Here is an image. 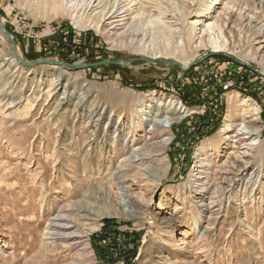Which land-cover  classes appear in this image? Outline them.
<instances>
[{
    "label": "rangeland",
    "instance_id": "1",
    "mask_svg": "<svg viewBox=\"0 0 264 264\" xmlns=\"http://www.w3.org/2000/svg\"><path fill=\"white\" fill-rule=\"evenodd\" d=\"M126 1L131 15L142 11L145 19L160 10L180 12L184 2L190 15L180 23L186 29L201 0H141L140 8L139 0ZM52 8L50 0H0V17L22 61L82 64L145 57L112 48L86 12L57 15ZM222 8L231 11L229 20L218 23L234 46L193 50L188 42L184 54L167 58L185 60L186 69L138 60L131 63L138 66L23 67L0 32V264H264V178L261 193L243 186L253 170L264 169V143L259 152L244 156L245 148L223 143L211 165L202 168L200 183L208 178L223 193L211 212L196 206L207 193L190 188L191 175L200 169L199 145L218 134L227 115L232 122L227 135L243 121L245 131L260 128L264 142V28L256 33L264 24V0H217L205 23L214 22ZM249 49L255 59L244 56ZM224 80L231 83L227 91L218 86ZM149 90L172 96L196 113L189 111L170 125L172 137L164 148L159 141L167 131L147 138L145 123L138 134L146 139L151 160L135 158L124 165L131 152V141L123 146L128 115ZM244 97L258 106L256 120L234 103ZM95 109H101L99 119L91 114ZM116 126L122 130L114 141ZM247 135L235 136L234 144L244 146L251 139ZM118 186L126 191L124 203ZM60 210L71 214L69 227L87 236L82 256L77 241L45 244V227Z\"/></svg>",
    "mask_w": 264,
    "mask_h": 264
},
{
    "label": "bare ground",
    "instance_id": "2",
    "mask_svg": "<svg viewBox=\"0 0 264 264\" xmlns=\"http://www.w3.org/2000/svg\"><path fill=\"white\" fill-rule=\"evenodd\" d=\"M50 1L52 6H54V8H52L54 13L56 12V9L58 11L55 13L57 15H71L74 13V11L80 10L82 12H86L89 24L92 25L97 32L105 36L112 48L131 49L142 53L145 57L148 56L147 58L150 59H158V57L161 56H163V59H167L168 57H175L177 55L184 54L188 42H192L194 44L192 46L193 50H199L209 46L213 51H228L231 48L230 45L234 46V43L232 44V41L230 42V40L222 34L221 26L218 23L222 22L227 24V21L229 20L228 13L230 14L231 11L226 12L224 8L219 9L216 12L214 22L205 23L208 14L211 13L212 10L215 12V2L217 0H201L199 6L194 11L195 19L189 23L186 29L183 28L180 23L183 18H187L188 15H190L189 6L188 4H184V2L179 4L181 7V13L174 11L171 14H165L164 11L159 9L160 11H157L156 15H150V17L148 16V19H145V17H142V11L134 12V14L131 15L130 10L132 6L130 5V1L126 0ZM96 1L98 2L95 3ZM137 4H140V8L142 6L141 0H139ZM73 16H75V14ZM1 22H4L3 17L1 18ZM78 22L79 20L75 21L77 25ZM263 28L264 24L259 25L257 27L256 33L262 31ZM185 32H187L186 38L183 36V33ZM251 49L247 50L244 56L255 59V55ZM175 60L184 67L186 66L185 60L178 58ZM148 63L153 62H147V64ZM58 79L59 76L53 78V83L56 84L55 88L59 84ZM234 103L242 109L244 114H248V116L252 117L253 120L257 119L259 108L255 103L249 101V98H238L234 101ZM182 105L176 98L172 96L164 97L158 94L155 90H149L143 93L142 98L135 106L134 111L128 115V119L130 120V130L123 136V146L124 148L127 147L128 141H131V152L128 156L124 157V165L133 162L135 158L140 159L143 163H148L151 160V157L148 156L149 152L147 150V141L145 139L143 142V139H139L140 134H138L139 129L143 128L145 123H147V126L145 129H142L144 131L143 136L148 134L147 138H149L152 134H155L158 131H167V136L159 141L161 142L163 148L167 146L172 137L169 131L170 125L176 120H179L187 112L194 110L182 107ZM194 112L195 111H192L191 113L193 114ZM92 113H94V116H97V119L101 117V109H95L91 111V114ZM229 117L230 115H227V119L219 128L218 134L207 141H203L199 145L198 152L196 153L199 163L197 167L200 169H198L195 174L191 175L190 188L199 186V188L205 191V193L208 195V197H204L196 204L200 212H205L207 210L211 212V209L215 206L214 204L221 203L223 198L222 191H219L216 186L212 187L210 182H208V178L200 183L201 180L199 177V173L202 172V168H205L206 165H211L210 159L213 158L215 153L220 150L221 145L223 143L229 145L232 143V148H245L242 153L240 152V154L244 156L248 155V151L259 152L264 143L260 137V128H249L247 131H245L247 127L243 121L239 124H236L237 129L235 134L227 135L232 126V122ZM117 118L119 120L121 119L120 116H117ZM108 122L109 121H107V123ZM121 130L122 128H119L118 126L113 129V136L111 138L114 141L116 140V137L121 134ZM243 133L248 134L247 136H244L245 139H251L244 142V146L239 147L238 145L234 144L237 141V139H234V137ZM251 135L253 136L251 137ZM138 149H140L141 152L138 151ZM231 153L234 154L236 151H231ZM242 156L238 155L240 158ZM235 157H237L236 154ZM245 164L246 161L244 160L241 166L244 167ZM143 168L145 170L146 166H143ZM165 171L166 167L155 175L160 178L165 174ZM207 177H209L208 174ZM262 178H264V169L259 167L256 170H253L251 174L246 177L243 182V186L245 189L247 187H252L251 191H258V187ZM118 189L120 190V194L123 197L121 201L124 203L126 199L125 196L127 195L126 191L123 186H118ZM258 193H261V190H259ZM65 212H62L61 210L58 211L56 213V217L54 216L55 218L53 220L48 221L43 233L45 244H52V246H55V239L66 242L68 240L71 245L77 241L78 245H82L81 250L79 249V255L82 256V253L84 254V252L88 251L87 236L86 234L83 235L84 232L82 233V231L76 227H69L73 223L71 221V214ZM84 237L85 239L83 243L80 242L79 240ZM78 245H75L73 248ZM70 262L71 264H90L89 261Z\"/></svg>",
    "mask_w": 264,
    "mask_h": 264
},
{
    "label": "water",
    "instance_id": "3",
    "mask_svg": "<svg viewBox=\"0 0 264 264\" xmlns=\"http://www.w3.org/2000/svg\"><path fill=\"white\" fill-rule=\"evenodd\" d=\"M0 32L2 33L3 36H5L9 40L11 57L13 58V60L16 63H18L20 66H23V67H30V66H34V65L39 64V63H46V64H61V65L71 67V68L83 69V68H87V67L106 65V64L125 65V66H136L137 65L138 66V65H141L143 63L153 62L155 64H160L163 66H167L169 68L172 65H177L181 69H186V67H184L182 64H180L176 60L150 59L147 57H137V58H130V59L118 58V59H114V60L106 59V60H100V61H96V62H88V63H82V64L51 62L50 60H48L46 58L34 59L31 61L24 62L19 58V56L17 54V50H16V43H15L14 37H13L12 33L4 27L3 23L1 22V17H0ZM133 60H138L141 62V64H131Z\"/></svg>",
    "mask_w": 264,
    "mask_h": 264
},
{
    "label": "built area",
    "instance_id": "4",
    "mask_svg": "<svg viewBox=\"0 0 264 264\" xmlns=\"http://www.w3.org/2000/svg\"><path fill=\"white\" fill-rule=\"evenodd\" d=\"M230 84H231L230 81L224 80V81H219L218 86H219V89L227 91L230 88Z\"/></svg>",
    "mask_w": 264,
    "mask_h": 264
}]
</instances>
